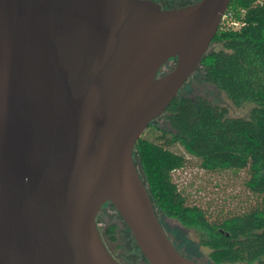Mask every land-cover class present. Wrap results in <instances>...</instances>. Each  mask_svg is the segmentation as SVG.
Returning a JSON list of instances; mask_svg holds the SVG:
<instances>
[{"label": "water", "instance_id": "1", "mask_svg": "<svg viewBox=\"0 0 264 264\" xmlns=\"http://www.w3.org/2000/svg\"><path fill=\"white\" fill-rule=\"evenodd\" d=\"M229 3L0 0V264H124L98 226L108 202L151 264H202L169 237L134 152Z\"/></svg>", "mask_w": 264, "mask_h": 264}, {"label": "trees", "instance_id": "2", "mask_svg": "<svg viewBox=\"0 0 264 264\" xmlns=\"http://www.w3.org/2000/svg\"><path fill=\"white\" fill-rule=\"evenodd\" d=\"M226 13L240 26L220 24L213 41L223 47L209 49L200 66L204 78L234 103H253L249 115L230 116L202 95L178 94L162 114L171 130L151 122L135 144V160L156 208L197 230L215 263L264 264V0H230ZM187 155L210 171L245 170L244 184L257 202L214 216L189 202L173 177L187 164ZM105 232L116 239L115 224Z\"/></svg>", "mask_w": 264, "mask_h": 264}, {"label": "rangeland", "instance_id": "3", "mask_svg": "<svg viewBox=\"0 0 264 264\" xmlns=\"http://www.w3.org/2000/svg\"><path fill=\"white\" fill-rule=\"evenodd\" d=\"M194 1L196 0H160L165 7L185 5ZM220 24L224 27L237 28L240 26V22H234L228 16H224ZM222 47V42L213 41L209 49H220ZM174 65L175 59L168 60L162 66L160 74L172 69ZM179 94H188L193 97L202 95L213 104L225 107L230 116H248L253 106V103L250 102L242 105L234 103L225 90L204 78V69L200 65L182 86ZM152 122L160 129L171 130L168 119L163 115L155 118ZM150 130L146 134L153 136L154 133L152 134ZM187 156V164L174 170L173 177L179 187L186 193L189 202L208 208L211 216L222 211L225 213L228 210L245 209L257 202L256 195L252 194L244 184V179L247 176L245 170L238 172L233 170L210 171L201 167L196 157ZM136 163L142 173V167L137 156ZM157 213L166 231L186 255L202 264H217L210 258V247L200 242L197 230L184 225L175 217L167 216L159 209H157ZM97 222L109 250L122 263L151 264L139 248L130 227L111 202L106 203L100 209ZM112 224L116 225V239H112L105 232V228ZM227 264L247 263L237 261Z\"/></svg>", "mask_w": 264, "mask_h": 264}, {"label": "flooded vegetation", "instance_id": "4", "mask_svg": "<svg viewBox=\"0 0 264 264\" xmlns=\"http://www.w3.org/2000/svg\"><path fill=\"white\" fill-rule=\"evenodd\" d=\"M157 2H159V3H161L160 2V0H156ZM197 1V0H196ZM195 2V1H194ZM192 3V2H191ZM163 6V5H162ZM163 7H165V6H163ZM170 217V216H169ZM164 226V225H163ZM164 228H165V226H164ZM166 229V228H165ZM168 233V232H167ZM168 235H169V233H168ZM169 237L171 238V236L169 235ZM171 240L173 241V239L171 238ZM174 242V241H173ZM174 244L176 245V243L174 242ZM177 246V245H176ZM178 247V246H177ZM178 249L181 251V252H183L179 247H178ZM184 253V252H183ZM185 254V253H184Z\"/></svg>", "mask_w": 264, "mask_h": 264}, {"label": "built area", "instance_id": "5", "mask_svg": "<svg viewBox=\"0 0 264 264\" xmlns=\"http://www.w3.org/2000/svg\"><path fill=\"white\" fill-rule=\"evenodd\" d=\"M224 16H228V14H227V13H225V14H224ZM224 16H223V17H224ZM234 22H236V21H234Z\"/></svg>", "mask_w": 264, "mask_h": 264}]
</instances>
